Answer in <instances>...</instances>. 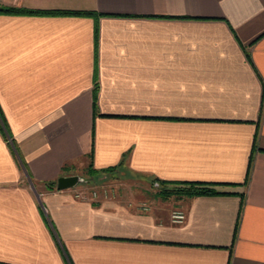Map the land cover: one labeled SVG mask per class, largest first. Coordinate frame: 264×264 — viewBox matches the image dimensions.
Wrapping results in <instances>:
<instances>
[{
	"label": "crops",
	"instance_id": "crops-1",
	"mask_svg": "<svg viewBox=\"0 0 264 264\" xmlns=\"http://www.w3.org/2000/svg\"><path fill=\"white\" fill-rule=\"evenodd\" d=\"M6 7L0 107L17 146L0 129V262L264 264V0ZM90 167L131 187L57 188ZM156 178L217 193L151 202Z\"/></svg>",
	"mask_w": 264,
	"mask_h": 264
},
{
	"label": "trees",
	"instance_id": "trees-1",
	"mask_svg": "<svg viewBox=\"0 0 264 264\" xmlns=\"http://www.w3.org/2000/svg\"><path fill=\"white\" fill-rule=\"evenodd\" d=\"M0 11L5 12H13L16 13L19 10L17 8L13 7H6V8H0ZM25 12L28 13H49V14H87L91 12H85V11H73V10H48V11H39V10H30L25 9ZM0 129L3 133V136L8 141L9 145L13 149H16V141L13 138V134L11 132V129L8 125V122L4 116V113L0 107ZM113 170V168L105 169ZM101 171L90 167L87 171V175L95 176L99 174ZM155 181L161 186L160 188V195L163 198H169L171 196H177V197H184V196H196V195H203V194H214L217 193L216 189L213 188L211 183L207 182H194V181H178V182H171V181H165L161 179H155ZM50 188H53L56 186V182H52L48 185ZM0 264H9L0 262Z\"/></svg>",
	"mask_w": 264,
	"mask_h": 264
},
{
	"label": "rangeland",
	"instance_id": "rangeland-1",
	"mask_svg": "<svg viewBox=\"0 0 264 264\" xmlns=\"http://www.w3.org/2000/svg\"><path fill=\"white\" fill-rule=\"evenodd\" d=\"M86 176L87 177H84L85 178V184H83V185H79V186H81V190H82V192H85V193H92L93 191H95V190H98V191H101V189H103V185H104V189L105 188H109L110 189V187H111V183H124L123 185H122V187L123 186H125V185H127V186H130L131 187V185L130 184H125L126 182H124L123 180L122 181H119V180H116L115 178H116V176L115 175H113V176H111L110 174H103V173H99V174H97V175H93V176H90V175H87L86 174ZM84 183V182H83ZM151 184V185H150ZM150 184H147V188H150V190H151V192H152V195L150 194L149 196L150 197H147V199H150L151 200V202H154L155 200H154V196L155 197H161L163 200H167V199H170V198H179V197H177V196H171V197H169V198H163L161 195H160V188H161V186L159 185V182L157 183L156 181H155V179H153V180H151L150 181ZM135 185L133 184L132 185V187H134ZM151 186V187H150ZM136 187V191H138V192H141L142 191V189H146V188H142L141 186H135ZM134 187V188H135ZM124 188H126V186L124 187ZM152 188V189H151ZM161 202V201H160Z\"/></svg>",
	"mask_w": 264,
	"mask_h": 264
},
{
	"label": "water",
	"instance_id": "water-1",
	"mask_svg": "<svg viewBox=\"0 0 264 264\" xmlns=\"http://www.w3.org/2000/svg\"><path fill=\"white\" fill-rule=\"evenodd\" d=\"M85 182V178L79 174L63 175L57 180L58 189L72 188L79 183Z\"/></svg>",
	"mask_w": 264,
	"mask_h": 264
},
{
	"label": "built area",
	"instance_id": "built-area-1",
	"mask_svg": "<svg viewBox=\"0 0 264 264\" xmlns=\"http://www.w3.org/2000/svg\"><path fill=\"white\" fill-rule=\"evenodd\" d=\"M103 192L108 195L110 193V189L109 188H105V189L103 188ZM99 195H100V191H98V190H95L92 192V196L94 198H97ZM172 218L174 221H177V222L182 221L185 218V213L182 210H174L172 213Z\"/></svg>",
	"mask_w": 264,
	"mask_h": 264
}]
</instances>
